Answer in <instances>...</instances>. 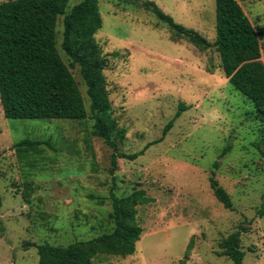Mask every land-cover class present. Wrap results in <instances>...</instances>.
I'll use <instances>...</instances> for the list:
<instances>
[{
	"label": "rangeland",
	"instance_id": "1",
	"mask_svg": "<svg viewBox=\"0 0 264 264\" xmlns=\"http://www.w3.org/2000/svg\"><path fill=\"white\" fill-rule=\"evenodd\" d=\"M149 1L214 43L215 0ZM237 1L256 31L264 63V0ZM99 9L103 26L95 38L109 56L113 117L126 130L120 152L138 154L170 121L173 127L137 159H119L111 175L112 150L92 136L91 119H6L0 103V264H39L38 245L67 246L110 232L113 183L118 197L143 189L155 202L139 207L144 232L135 254L95 264H180L191 241L186 264H234L218 253L235 232L243 264H264V217L258 216L264 158L252 145L259 136L254 106L229 84L215 48L202 52L176 39L135 6L100 0ZM72 72L90 115L79 70ZM181 105L186 109L176 117ZM24 139L49 145L20 151L16 145ZM212 172L232 210L214 196Z\"/></svg>",
	"mask_w": 264,
	"mask_h": 264
},
{
	"label": "trees",
	"instance_id": "2",
	"mask_svg": "<svg viewBox=\"0 0 264 264\" xmlns=\"http://www.w3.org/2000/svg\"><path fill=\"white\" fill-rule=\"evenodd\" d=\"M135 6L153 15L179 40L205 52L215 48L223 70L233 89L252 103L251 116L259 123V136L253 146L264 158V63L262 46L256 31L237 0H215L216 38L209 42L198 32L178 24L149 0H111ZM8 0L0 3V103L6 119L71 120L91 119L94 137L112 150L110 174L118 169L119 159L135 160L148 146L160 143L173 127L170 121L162 137L138 154L119 150L126 136L113 117L105 71L109 56L96 41L103 19L100 0ZM60 40V42H59ZM68 60L64 61L61 52ZM115 56L118 54H114ZM78 68L89 101L87 112L84 96L72 72ZM186 107L181 105L176 117ZM48 142L24 139L16 147L35 150ZM230 150L226 147L222 155ZM214 196L227 210L233 209L228 192L210 177ZM112 210L108 214L113 227L98 237L76 241L67 246L48 243L37 246L39 264H95L101 257H128L135 254L144 232L139 221V207L155 202L143 189L126 197L116 195V184L109 193ZM264 217V205L258 210ZM192 241L184 259L190 258ZM219 256L234 264H243L245 253L240 245V232L229 235L221 243Z\"/></svg>",
	"mask_w": 264,
	"mask_h": 264
}]
</instances>
